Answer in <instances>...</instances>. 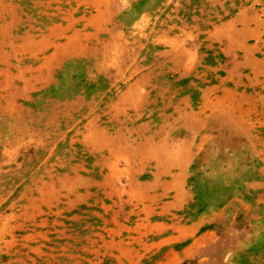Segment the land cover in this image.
I'll return each instance as SVG.
<instances>
[{
    "label": "rangeland",
    "instance_id": "374dc122",
    "mask_svg": "<svg viewBox=\"0 0 264 264\" xmlns=\"http://www.w3.org/2000/svg\"><path fill=\"white\" fill-rule=\"evenodd\" d=\"M0 264H264V0H0Z\"/></svg>",
    "mask_w": 264,
    "mask_h": 264
}]
</instances>
